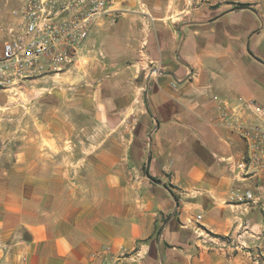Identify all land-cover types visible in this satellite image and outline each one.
<instances>
[{
  "label": "crops",
  "instance_id": "obj_1",
  "mask_svg": "<svg viewBox=\"0 0 264 264\" xmlns=\"http://www.w3.org/2000/svg\"><path fill=\"white\" fill-rule=\"evenodd\" d=\"M38 83L40 115L0 118V264H256L222 236L264 231L239 130L264 125V0H111Z\"/></svg>",
  "mask_w": 264,
  "mask_h": 264
},
{
  "label": "built area",
  "instance_id": "obj_2",
  "mask_svg": "<svg viewBox=\"0 0 264 264\" xmlns=\"http://www.w3.org/2000/svg\"><path fill=\"white\" fill-rule=\"evenodd\" d=\"M111 0H24L18 19L6 28L0 50V90L19 87L25 79L59 73L71 64L93 21L109 11ZM251 114L264 120V103H246ZM247 142L245 158L255 171H264V125L241 124ZM245 197L251 198L249 191ZM199 217V215L197 216ZM238 249L243 244L230 247ZM263 249L260 253L263 254ZM254 262H264L258 254Z\"/></svg>",
  "mask_w": 264,
  "mask_h": 264
},
{
  "label": "rangeland",
  "instance_id": "obj_3",
  "mask_svg": "<svg viewBox=\"0 0 264 264\" xmlns=\"http://www.w3.org/2000/svg\"><path fill=\"white\" fill-rule=\"evenodd\" d=\"M16 1L18 5L15 6L12 12L13 16L15 17L13 22H15L18 19L20 7L24 2V0H16ZM12 23H10L9 25H11ZM6 28H5V32L7 34ZM0 50H1V44H0ZM31 85L28 86L22 85L15 89L0 91V118L2 121H4L7 124H9L10 122L16 119L22 122H32L33 119L32 113L28 112L29 110L27 111V108L33 103V100L37 101L38 98H41L44 91L41 93V91H38L37 89V87L40 86L41 83L36 84L34 88H32ZM41 105H42L41 100L35 103L34 113H36V115L41 114L42 111ZM16 107L18 108V111L14 110V108ZM79 118L80 117H78V119ZM36 119H38L37 116ZM67 120H71L72 122L74 118L69 116L67 117ZM250 238H252L253 240H249ZM223 239H225L226 242H232V244H230L231 245L230 247H233L236 244H243V247H238V249H234V250L230 249L231 251L234 252L244 251L245 253L249 254L253 262H254V258H253L254 254L260 255L264 260V250H263V254L260 253V249L264 248V231L256 232L251 227L244 225L243 227L241 226L240 230L238 231L223 235L222 240ZM255 240H258V242H254ZM256 264H264V262L259 261V263Z\"/></svg>",
  "mask_w": 264,
  "mask_h": 264
}]
</instances>
